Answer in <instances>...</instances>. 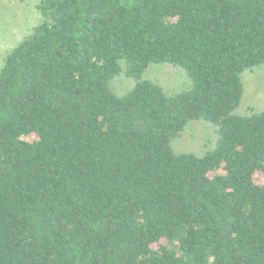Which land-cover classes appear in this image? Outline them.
<instances>
[{
	"label": "trees",
	"instance_id": "obj_1",
	"mask_svg": "<svg viewBox=\"0 0 264 264\" xmlns=\"http://www.w3.org/2000/svg\"><path fill=\"white\" fill-rule=\"evenodd\" d=\"M36 8L0 68V264H264V108L239 113L264 0ZM156 64L190 87L168 94ZM199 120L215 145L177 153Z\"/></svg>",
	"mask_w": 264,
	"mask_h": 264
},
{
	"label": "rangeland",
	"instance_id": "obj_2",
	"mask_svg": "<svg viewBox=\"0 0 264 264\" xmlns=\"http://www.w3.org/2000/svg\"><path fill=\"white\" fill-rule=\"evenodd\" d=\"M39 0H0V68L5 54L40 22L36 5ZM146 77L160 84L168 94L189 88L191 81L181 67L170 64L152 65ZM245 95L240 114H251L264 108V66L248 70L243 75ZM133 80L123 72L111 82L116 93H124ZM217 127L199 120L191 122L174 141L177 153L203 154L217 140Z\"/></svg>",
	"mask_w": 264,
	"mask_h": 264
}]
</instances>
